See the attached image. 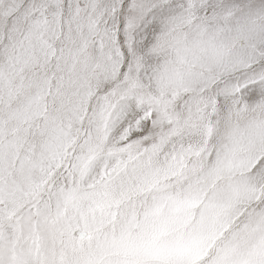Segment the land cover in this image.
<instances>
[{"label":"snow or ice","instance_id":"obj_1","mask_svg":"<svg viewBox=\"0 0 264 264\" xmlns=\"http://www.w3.org/2000/svg\"><path fill=\"white\" fill-rule=\"evenodd\" d=\"M0 264H264V0H0Z\"/></svg>","mask_w":264,"mask_h":264}]
</instances>
